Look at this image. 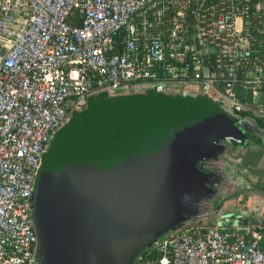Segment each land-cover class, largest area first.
Instances as JSON below:
<instances>
[{
	"label": "built area",
	"instance_id": "obj_1",
	"mask_svg": "<svg viewBox=\"0 0 264 264\" xmlns=\"http://www.w3.org/2000/svg\"><path fill=\"white\" fill-rule=\"evenodd\" d=\"M0 264H32L36 173L96 92L195 85L264 118V0H0ZM208 59L210 62L205 63ZM264 231L200 221L133 264H264Z\"/></svg>",
	"mask_w": 264,
	"mask_h": 264
},
{
	"label": "water",
	"instance_id": "obj_2",
	"mask_svg": "<svg viewBox=\"0 0 264 264\" xmlns=\"http://www.w3.org/2000/svg\"><path fill=\"white\" fill-rule=\"evenodd\" d=\"M234 92L264 103V93ZM87 99L88 109L68 116L41 158L32 264H133L150 241L192 219L216 161L243 141L242 120L264 126L261 116L195 85L98 91Z\"/></svg>",
	"mask_w": 264,
	"mask_h": 264
},
{
	"label": "crops",
	"instance_id": "obj_3",
	"mask_svg": "<svg viewBox=\"0 0 264 264\" xmlns=\"http://www.w3.org/2000/svg\"><path fill=\"white\" fill-rule=\"evenodd\" d=\"M242 123L243 141L231 146L228 158L216 161L219 171L214 170L187 223L249 225L264 231V126L250 118Z\"/></svg>",
	"mask_w": 264,
	"mask_h": 264
},
{
	"label": "rangeland",
	"instance_id": "obj_4",
	"mask_svg": "<svg viewBox=\"0 0 264 264\" xmlns=\"http://www.w3.org/2000/svg\"><path fill=\"white\" fill-rule=\"evenodd\" d=\"M1 53V52H0ZM164 90V89H163ZM169 90V89H168ZM168 90H166V91H168ZM170 91H172V90H170ZM96 96V95H95ZM101 100V99H100ZM101 102V101H100ZM103 102V101H102ZM90 105H85L80 111H75V113H70L69 114V118H77L79 115H81L80 113H82V112H84L85 110H87L88 109V107H89Z\"/></svg>",
	"mask_w": 264,
	"mask_h": 264
}]
</instances>
